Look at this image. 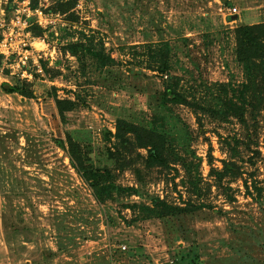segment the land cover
I'll return each mask as SVG.
<instances>
[{
    "label": "rangeland",
    "instance_id": "1",
    "mask_svg": "<svg viewBox=\"0 0 264 264\" xmlns=\"http://www.w3.org/2000/svg\"><path fill=\"white\" fill-rule=\"evenodd\" d=\"M228 2L75 0L60 14L38 1L46 20L30 40L43 73L31 63L22 77L0 57V264H179L178 251L200 264H264V111L236 40L239 27L264 23V0ZM34 3L0 0V20ZM18 81L32 98L3 91ZM168 85L189 104L168 103ZM57 101L73 106L62 113ZM119 120L158 131L192 175L183 161L148 169L147 149L120 151ZM226 162L239 176L219 180ZM154 199L188 211L160 217Z\"/></svg>",
    "mask_w": 264,
    "mask_h": 264
},
{
    "label": "trees",
    "instance_id": "2",
    "mask_svg": "<svg viewBox=\"0 0 264 264\" xmlns=\"http://www.w3.org/2000/svg\"><path fill=\"white\" fill-rule=\"evenodd\" d=\"M38 1L34 0L33 10L38 8ZM227 5H230L228 0H223ZM53 6L49 11H53L55 13L60 14H69L75 6V0H53ZM34 30H37L34 32ZM38 31H41L36 23L34 24L31 20L30 32L35 36H39ZM236 40H237V57L241 64H243L245 68V72L247 75L248 87L247 89L252 88L254 90V101L259 106L261 111H264V23L260 24H252V25H244L237 29L236 31ZM85 46L83 44L75 45L71 47V51L75 55H79L83 50H85ZM103 60H108L107 58L99 55ZM115 60V59H114ZM110 62H113L110 60ZM163 70L167 69L168 64L165 60L161 65ZM26 89H24V88ZM2 89L7 94H19L22 96H27L32 98V92L27 89V85L25 86L24 82L18 81L14 85H9L7 83L2 85ZM164 98L168 103L175 105H187L189 104L187 100L183 98L182 95L177 93L175 89L171 86H167L164 92ZM60 111L63 113L66 110H69L70 106H73L71 102L57 101ZM220 112L217 117L220 120L227 119L226 115H223ZM108 136H112L111 132L106 131ZM113 137L117 140V146L120 151H123L126 154H131L138 149H147L148 150V158L146 160V167L148 169L152 168H160L168 169L170 167V163L174 158V162L178 163L183 161L186 169L188 170L189 175H192V167L190 163H188L185 159H182L179 154L176 152V146H168L166 144V139L158 131L154 133L151 130L144 129L135 124L128 123L126 121L119 120L116 133H114ZM235 144L238 145V142L234 140ZM68 145H69V156L75 166L77 163L80 164V170L87 173V169L84 167L83 159L81 157V149L80 146L75 143L71 137H68ZM109 151V150H108ZM236 151V150H235ZM198 167V166H197ZM238 167L233 162H226L224 165V169L222 172H215V175L219 178V180L224 179L227 176H239V172L237 171ZM89 171V170H88ZM93 172V171H89ZM95 174V172H93ZM197 179L192 181L193 190L196 195L199 196L200 189L199 183ZM135 191L134 189H124L123 192ZM104 192V193H103ZM103 192L96 193L97 199L99 203H103L105 198L103 194L110 195V190L108 187H104ZM155 208L160 211V207L163 208V211H160V217L166 218L169 216H179L184 212H187V208H179L168 206L163 201L159 199H154ZM204 206L199 205L196 206L195 211L202 209ZM191 212V211H190ZM180 259L178 260L179 264H200V258L197 253L190 256L182 254L180 251L177 252ZM187 256V257H186ZM183 262V263H182Z\"/></svg>",
    "mask_w": 264,
    "mask_h": 264
},
{
    "label": "built area",
    "instance_id": "3",
    "mask_svg": "<svg viewBox=\"0 0 264 264\" xmlns=\"http://www.w3.org/2000/svg\"><path fill=\"white\" fill-rule=\"evenodd\" d=\"M234 12L236 13V9H234ZM45 15L47 14L40 10H33L28 4H25L22 9L17 8L8 21L5 19L0 20V57L2 59L9 58L5 59L9 61L14 57V62H11L10 65L12 66L11 69L16 70V72L20 71L22 77H26L27 68L31 63L38 67L40 74L43 73L42 64L41 66L38 64L39 60L42 62L43 57L37 56L38 59H36L34 46H32L30 40L32 37L30 26L32 17L37 19L36 24L41 25L42 21L46 20ZM122 248L125 250L126 247Z\"/></svg>",
    "mask_w": 264,
    "mask_h": 264
},
{
    "label": "water",
    "instance_id": "4",
    "mask_svg": "<svg viewBox=\"0 0 264 264\" xmlns=\"http://www.w3.org/2000/svg\"><path fill=\"white\" fill-rule=\"evenodd\" d=\"M233 18L237 19V18H238V16H236V17H233Z\"/></svg>",
    "mask_w": 264,
    "mask_h": 264
}]
</instances>
